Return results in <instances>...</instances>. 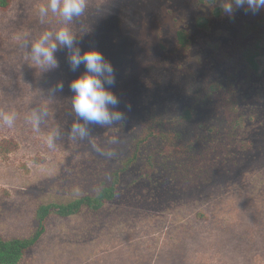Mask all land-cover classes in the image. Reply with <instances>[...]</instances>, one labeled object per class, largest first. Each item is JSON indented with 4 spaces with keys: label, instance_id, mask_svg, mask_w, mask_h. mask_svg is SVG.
I'll list each match as a JSON object with an SVG mask.
<instances>
[{
    "label": "rangeland",
    "instance_id": "obj_1",
    "mask_svg": "<svg viewBox=\"0 0 264 264\" xmlns=\"http://www.w3.org/2000/svg\"><path fill=\"white\" fill-rule=\"evenodd\" d=\"M45 3L13 0L0 9V110L17 113L12 128L0 124V141L17 144L0 151V236H28L41 205L107 184L149 112L172 119L199 100L198 115L224 121L226 97L234 92L241 109L257 115L250 124L253 146L237 152V167L222 168L207 187L162 170L147 181L135 168L121 196L98 212L49 214L44 233L18 264H264V205L256 204H264L258 201L264 195L258 183L264 178V54L256 69L242 55L264 29V10L235 9L229 17L220 0H88L71 28L82 51L95 46L111 62L125 120L93 125L87 138L74 140L69 83L84 66L71 70L68 51L60 48L59 66L39 75L15 40L58 26L51 13L41 23L37 9ZM57 81L64 87L52 96L48 90ZM216 82L221 87L213 90ZM39 106L48 115L37 132L27 117ZM199 119L183 121L181 129L193 131ZM55 128L61 135L50 148L46 137Z\"/></svg>",
    "mask_w": 264,
    "mask_h": 264
},
{
    "label": "trees",
    "instance_id": "obj_2",
    "mask_svg": "<svg viewBox=\"0 0 264 264\" xmlns=\"http://www.w3.org/2000/svg\"><path fill=\"white\" fill-rule=\"evenodd\" d=\"M12 2L13 0H0V9L6 11ZM261 22L264 23V19ZM178 38L184 43L183 30L178 32ZM262 54L264 29L255 43L242 53L253 69L257 67L256 57ZM222 82L214 83L212 89L220 88ZM226 101L229 107L225 108L227 111L224 121L198 115L196 108L201 103L199 100H193L184 106L182 114L176 118L169 119L158 111L147 113L141 121L139 132L130 143L128 154L122 157L111 171L108 183L94 194H84L64 203L41 205L36 213L37 227L30 235L11 238L0 236V264H18L24 258L44 233L49 214L67 217L83 210L98 212L110 205L123 192L127 186L126 178L135 168H138L140 178L147 181H151L153 173L162 170L168 172L170 177L175 176L197 189H203L215 176H220L222 168L227 167L228 170L230 166L237 167V164L233 163L236 155L240 151L250 149L254 144L250 124L257 114L241 109V102L234 92L226 97ZM196 115L200 119L194 130H182L181 123L190 121ZM16 145L12 139H2L0 151L9 153ZM240 176L242 177L241 174ZM258 178V183L264 185V178ZM252 198L258 200L260 197ZM258 201H264V195ZM256 204L264 205L263 202ZM198 215L205 217L202 212Z\"/></svg>",
    "mask_w": 264,
    "mask_h": 264
},
{
    "label": "clouds",
    "instance_id": "obj_3",
    "mask_svg": "<svg viewBox=\"0 0 264 264\" xmlns=\"http://www.w3.org/2000/svg\"><path fill=\"white\" fill-rule=\"evenodd\" d=\"M88 0H46L38 7L41 23L51 13L58 19V26L39 32L30 37L29 33L18 34L15 40L22 45L30 60V66L39 69V75L59 66L55 53L60 49L68 51V64L76 71L81 65L84 70L75 76L69 88L72 92L71 109L73 121L68 134L72 139H85L91 134V126L102 128L115 126L125 120V113L119 110L120 100L112 90L115 84V70L111 62L95 46H88L83 51L77 43V35L71 25L86 14ZM221 11L231 17L235 9H245L252 14L264 10V0H220ZM63 82L57 81L48 90L52 96L63 90ZM48 115L46 106L35 107L27 117L33 130L39 132L40 125ZM17 119L15 109L0 110V124L12 128ZM59 128L53 129L46 137L48 147H54L60 137Z\"/></svg>",
    "mask_w": 264,
    "mask_h": 264
},
{
    "label": "flooded vegetation",
    "instance_id": "obj_4",
    "mask_svg": "<svg viewBox=\"0 0 264 264\" xmlns=\"http://www.w3.org/2000/svg\"><path fill=\"white\" fill-rule=\"evenodd\" d=\"M256 60V59H255Z\"/></svg>",
    "mask_w": 264,
    "mask_h": 264
}]
</instances>
